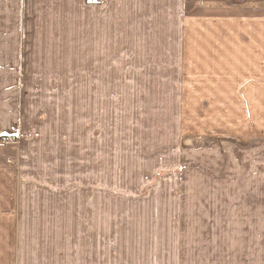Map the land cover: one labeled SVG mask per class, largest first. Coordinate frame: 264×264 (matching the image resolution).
Instances as JSON below:
<instances>
[{
  "label": "rangeland",
  "instance_id": "1",
  "mask_svg": "<svg viewBox=\"0 0 264 264\" xmlns=\"http://www.w3.org/2000/svg\"><path fill=\"white\" fill-rule=\"evenodd\" d=\"M49 1V16H9L3 0L6 48L23 30L30 43L43 40L44 57L24 69L33 83L24 100L15 90L21 74L0 61V130L23 127L20 139L0 138V192L7 204L21 184L63 188L66 216L35 228L0 222V264H264V100L250 99L251 84L226 93L197 69L152 68L162 54L136 37L164 19L95 23L93 0ZM156 191L170 193L179 222L159 226L153 206L169 197ZM84 208L77 228L74 211Z\"/></svg>",
  "mask_w": 264,
  "mask_h": 264
},
{
  "label": "crops",
  "instance_id": "2",
  "mask_svg": "<svg viewBox=\"0 0 264 264\" xmlns=\"http://www.w3.org/2000/svg\"><path fill=\"white\" fill-rule=\"evenodd\" d=\"M22 1L24 2L20 6V14H17L19 11L17 0H7L6 6L10 12L9 16L50 15L47 12L50 7L49 0L47 2L40 0L37 3L30 0ZM87 5L90 9V16H94L95 23L98 16L105 18L121 15L128 16V18L134 16L135 19L139 20L141 16H155L153 20L164 19L163 24L159 21L155 22L161 27L163 25L168 27L170 29L169 36L157 33L155 31L157 28L154 27L155 22H153L152 25L143 24L145 32L152 29L151 32L144 35L139 34L136 37L138 43H145L146 40L144 41V39H150L146 43H152L153 49L151 50L149 46L146 49L143 48L147 52H158L159 57L160 53L162 54V58H158V62L156 59L152 62V68H158L160 72L162 69L177 68L178 66L183 69H197L202 77L207 75L208 84L220 88L225 86L226 93H230L235 85L243 83L241 87H244L251 84L248 91L253 97L250 99L264 100V0H249L245 3L236 0H93L91 4L87 3ZM0 16H3V0H0ZM134 21L132 18V21L128 22L129 27H132L130 24ZM188 21H192L193 25L198 26V29L193 28L191 30ZM12 32L15 33V31ZM193 35H198L200 38L195 39ZM29 37L30 35L26 34V31H18L15 34V43L18 44H12L8 47L11 51L10 54L6 48L7 43L0 38V61L4 59L5 62L3 69L9 67L8 62H10V67L13 64V67H16L21 74L15 77V90L20 93L22 100H24L22 95H28L27 86L33 84L31 80L29 81L24 69H29V60L34 56L39 60L44 57L43 40L38 39L37 35L36 41L33 40L30 43ZM136 50L141 52L139 48ZM127 53L130 57V51ZM5 55H9L8 58ZM161 60L166 64H162ZM0 69H2L1 66ZM191 75L194 76L195 71H192ZM45 76H41L38 83L47 84L48 79L44 82ZM246 78L248 80H245ZM241 87L237 89L239 95L242 94V91L240 92ZM245 97L243 96L244 100L249 99ZM7 113L10 117L9 121H11L14 113ZM21 117L24 118L26 126L27 114L21 111ZM22 131L23 127L19 121H14L7 128L0 130V133L6 132L8 135L20 139L19 135ZM1 136L3 135H0V138H2ZM25 170L28 169L25 168ZM19 174L24 176L25 180L31 179L29 174L26 176ZM31 175L34 177V174L31 173ZM40 176L44 177L42 174ZM46 178H48V174L45 176ZM32 185L23 186L21 184L20 188L19 186L16 190L14 188L15 193L12 200H8L11 203L8 202L7 204H5L4 193L0 192V222H13V227L16 229L17 222L15 220L19 218L20 223L24 221L27 228H35L39 227L36 223L43 222L42 226H44L48 221L61 220L62 213H65L66 216L64 198L67 193L65 189L49 190L42 185L36 184L38 187ZM91 185L92 180H90ZM169 194L161 195L156 191L154 195L160 198L161 196L169 197L168 206L154 204L151 212L154 214V218L160 222L159 226L161 227L164 224L168 226V223L180 221V207L177 203L174 205V199ZM76 195L72 194V196ZM89 195L90 193L84 195L86 202ZM91 202L92 199L89 197V203ZM86 208L74 211L73 220H78V224L75 223L77 228L85 227L84 211ZM93 209H96L94 205ZM170 227L168 230L172 239L169 241L174 246L178 238L176 231ZM156 258H159L157 253H155Z\"/></svg>",
  "mask_w": 264,
  "mask_h": 264
},
{
  "label": "snow or ice",
  "instance_id": "3",
  "mask_svg": "<svg viewBox=\"0 0 264 264\" xmlns=\"http://www.w3.org/2000/svg\"><path fill=\"white\" fill-rule=\"evenodd\" d=\"M0 135H5V136H7V135H8V133H6V132H5V133H0Z\"/></svg>",
  "mask_w": 264,
  "mask_h": 264
}]
</instances>
